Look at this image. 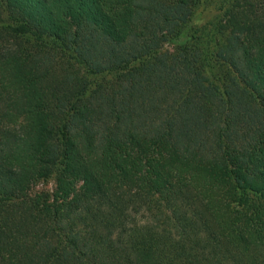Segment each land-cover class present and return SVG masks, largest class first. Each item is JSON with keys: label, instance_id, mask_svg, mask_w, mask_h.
<instances>
[{"label": "trees", "instance_id": "16d2710c", "mask_svg": "<svg viewBox=\"0 0 264 264\" xmlns=\"http://www.w3.org/2000/svg\"><path fill=\"white\" fill-rule=\"evenodd\" d=\"M201 1L0 0V264H264V0Z\"/></svg>", "mask_w": 264, "mask_h": 264}, {"label": "rangeland", "instance_id": "374dc122", "mask_svg": "<svg viewBox=\"0 0 264 264\" xmlns=\"http://www.w3.org/2000/svg\"><path fill=\"white\" fill-rule=\"evenodd\" d=\"M172 1V0H169ZM174 2L178 3V1L180 0H173ZM229 2L227 0H202L200 2V6L197 9H193L190 13L191 16H196L197 18H199L198 21V25L203 27L202 30L205 31H209L211 28H214V30H216L217 27L219 26H223V12H224V7H226ZM177 8V6H176ZM182 13V7H178V11L176 12V16H181L180 14ZM175 20H177V18H175ZM219 31L218 32H223L221 31L220 27L218 28ZM165 33V31L163 32ZM161 34H156L153 33L152 35H148L146 34L145 39L147 38L148 41H151L152 43H155L156 41L159 40L158 36H160ZM162 42V43H160ZM151 43V44H152ZM158 43H160L159 47H162V51L163 50H167V51H173L172 48L170 47L171 44L165 42L163 43V41H159ZM3 48L0 47V55H2V53H5V51L7 50H17L19 51L22 47H29V44H26L25 42L21 41V40H10L9 38H5V40L2 43ZM30 45H32L30 43ZM3 63L2 59L0 58V74L3 71ZM59 65H53V68L51 69V74H56L60 71L59 69ZM2 68V69H1ZM61 68V67H60ZM42 70L39 71V73H41ZM37 72V70H36ZM50 77V76H49ZM49 77H46L43 81L42 79L40 81L41 82V87L43 86H47L48 82H50L49 80H51ZM16 85V84H15ZM18 86V85H16ZM42 93H40L39 97L42 98L44 97H51V95L45 91H41ZM22 94V92L20 90H16L14 91L13 87H9V88H3V85L1 83V79H0V116H2L6 110H9L11 113H16L15 109H7L6 106L7 104H12L11 106H13L16 102L17 97H20ZM56 95V94H55ZM28 96L30 97L31 103H35V98L38 97V95L36 94L35 91H29L28 92ZM22 97V96H21ZM13 108V107H12ZM54 187V184L52 181H48L47 183H43V182H39L35 185L32 186V189L34 191L37 192H47V191H52Z\"/></svg>", "mask_w": 264, "mask_h": 264}]
</instances>
